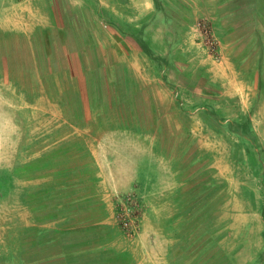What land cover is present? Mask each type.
Returning a JSON list of instances; mask_svg holds the SVG:
<instances>
[{
  "label": "crops",
  "instance_id": "obj_1",
  "mask_svg": "<svg viewBox=\"0 0 264 264\" xmlns=\"http://www.w3.org/2000/svg\"><path fill=\"white\" fill-rule=\"evenodd\" d=\"M66 30L88 40L100 33L87 44L95 52L87 72L67 73L93 97L81 110L101 114L82 127L93 129L84 135L92 169L62 170L65 182L54 174L51 190L39 193L45 211L35 240L15 252L17 262L125 264L131 255L142 264L119 241L117 196L133 192L150 209L186 205L207 190L206 169L190 170L207 154L214 185L224 182L237 208L228 264H264V0H0L11 55H28L43 32L57 45ZM90 79L103 82L82 87Z\"/></svg>",
  "mask_w": 264,
  "mask_h": 264
},
{
  "label": "rangeland",
  "instance_id": "obj_2",
  "mask_svg": "<svg viewBox=\"0 0 264 264\" xmlns=\"http://www.w3.org/2000/svg\"><path fill=\"white\" fill-rule=\"evenodd\" d=\"M201 30L204 43L214 52L215 38L207 25H201ZM90 34L88 40L84 31H62L56 37L59 43L52 45L48 43V33L43 32L28 55L20 48L11 55L0 37V264H10L13 259V264H20L15 252L29 244L31 247L37 220L45 211L41 207L45 201L39 200V193L50 189L54 174L59 175L61 170L65 182L69 177L68 172H63L66 169L77 168L79 175L92 169L84 135L93 129L82 127L92 126L101 114L81 110L83 102L93 97L80 94L76 90L79 83L67 75L69 69L77 74L87 72L86 62L95 55L87 44L92 35L95 39L100 36L96 30ZM66 41L69 47H62L60 42ZM245 68L246 64L242 65ZM88 73L91 75L90 69ZM102 82L90 79L83 81L82 87L92 89L93 83L100 87ZM225 102L235 103L227 97ZM232 151L241 158V146ZM209 160L205 154L190 168L191 174L206 169L207 190L191 193L190 201L179 207L150 209L141 202L136 233L129 235L122 230L115 209L119 241L138 251L142 264H228L226 248L234 230L231 217L237 208L229 204L231 196L225 183L214 185L213 169L207 168ZM219 185L221 193L217 192ZM127 254L132 253L128 250ZM129 256L125 264H132Z\"/></svg>",
  "mask_w": 264,
  "mask_h": 264
},
{
  "label": "built area",
  "instance_id": "obj_3",
  "mask_svg": "<svg viewBox=\"0 0 264 264\" xmlns=\"http://www.w3.org/2000/svg\"><path fill=\"white\" fill-rule=\"evenodd\" d=\"M117 200V215L121 228L127 234L132 235L138 230L142 204L137 194L133 192L118 195Z\"/></svg>",
  "mask_w": 264,
  "mask_h": 264
}]
</instances>
